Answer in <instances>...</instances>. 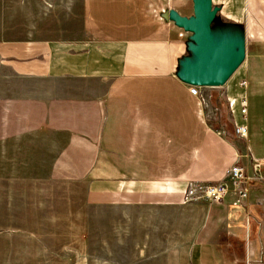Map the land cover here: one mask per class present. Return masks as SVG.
Returning <instances> with one entry per match:
<instances>
[{"label": "crops", "instance_id": "0c3cea01", "mask_svg": "<svg viewBox=\"0 0 264 264\" xmlns=\"http://www.w3.org/2000/svg\"><path fill=\"white\" fill-rule=\"evenodd\" d=\"M245 3L243 16L225 21L262 40L264 0ZM36 6L34 27L23 16L0 22L18 26L0 31L3 180L38 155L45 189L80 204L84 236L98 209L111 264H264V179L250 180L240 202L232 184L220 200L184 198L189 183L218 181L234 162L249 170L254 157L250 121L246 141L229 137L232 128L212 126L181 77L193 59L174 16H190L192 0ZM246 73L221 90L233 125L241 95L248 105L250 92L238 86Z\"/></svg>", "mask_w": 264, "mask_h": 264}, {"label": "rangeland", "instance_id": "374dc122", "mask_svg": "<svg viewBox=\"0 0 264 264\" xmlns=\"http://www.w3.org/2000/svg\"><path fill=\"white\" fill-rule=\"evenodd\" d=\"M69 2L72 0H0V22L7 18L17 24L19 16H23L26 24L34 27V18L42 14L41 6L36 5L63 7ZM218 3L221 0H211V7ZM227 5L229 10L215 12L210 32L215 41L241 39L243 58L224 83L203 86L208 93L204 113L212 126H229L233 134L228 130L226 134L229 137L236 135L228 102L225 105L221 90L237 70L246 71L242 76L246 80L244 88L250 92L247 94L246 123L248 120L251 124L249 132L247 126V139L252 154L261 163L264 158V27L262 40L258 36L244 35L243 24L226 22L225 13L243 16L245 0H228ZM36 7L39 9L35 10ZM8 27L18 28L0 25V31ZM236 136L242 141L247 140ZM26 157L21 160L20 169L11 166L7 170L8 178L4 180V171L0 170V264H111L114 260L105 256L106 229L101 226L104 223L100 225L98 209L92 210L89 230L84 236L80 204L61 191H52L49 186L45 189L47 185L40 178L45 171L42 163L37 162L39 156L27 154ZM25 161L27 168L22 169Z\"/></svg>", "mask_w": 264, "mask_h": 264}, {"label": "water", "instance_id": "95a60500", "mask_svg": "<svg viewBox=\"0 0 264 264\" xmlns=\"http://www.w3.org/2000/svg\"><path fill=\"white\" fill-rule=\"evenodd\" d=\"M215 10L211 0H192L190 16H174V23L188 31L191 40L187 47L194 59L181 63V77L188 84L221 85L243 58L241 39L214 40L210 22Z\"/></svg>", "mask_w": 264, "mask_h": 264}, {"label": "built area", "instance_id": "2783aa9c", "mask_svg": "<svg viewBox=\"0 0 264 264\" xmlns=\"http://www.w3.org/2000/svg\"><path fill=\"white\" fill-rule=\"evenodd\" d=\"M180 36L182 32L178 33ZM239 86L245 87L246 80L242 77L238 81ZM201 86L197 84H188V91L194 95L200 105H207V97L201 92ZM231 103V101H230ZM237 110L241 121L234 123L233 130L236 135L246 137V115L247 103L244 95H241L237 101ZM252 179H264L260 170V163L258 159L251 157L249 161V170L244 165L234 162L224 169V176L218 181L209 182L205 184L189 183L184 191V198L191 199L198 196H204L210 200H220L228 192L229 184L236 186V197L234 202H240L247 196V183Z\"/></svg>", "mask_w": 264, "mask_h": 264}]
</instances>
